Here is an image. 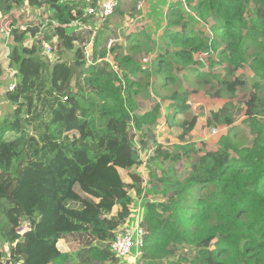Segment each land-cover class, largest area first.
<instances>
[{
    "label": "trees",
    "instance_id": "16d2710c",
    "mask_svg": "<svg viewBox=\"0 0 264 264\" xmlns=\"http://www.w3.org/2000/svg\"><path fill=\"white\" fill-rule=\"evenodd\" d=\"M98 3L0 0V29L12 43L7 68L15 70L3 96L21 104L19 117L0 116V264H121L111 246L136 215L147 231L137 264H264V0H178L159 40L140 25L110 48L111 17L93 29L85 12ZM26 5L48 16L18 25L13 11ZM36 36V47L23 45ZM54 39L52 60L42 47ZM65 41L75 45L74 60ZM139 55L149 57L141 64ZM239 71L252 89L247 100L228 92ZM192 95L225 101L205 121L230 128L209 149L191 139L158 142L166 103ZM173 108L164 112L169 129L176 114L189 115ZM122 146L131 153L117 161L112 150ZM149 146L146 183L162 200L136 214L128 191L144 194L138 169ZM111 168L129 179L114 198L81 187L88 171Z\"/></svg>",
    "mask_w": 264,
    "mask_h": 264
},
{
    "label": "rangeland",
    "instance_id": "374dc122",
    "mask_svg": "<svg viewBox=\"0 0 264 264\" xmlns=\"http://www.w3.org/2000/svg\"><path fill=\"white\" fill-rule=\"evenodd\" d=\"M172 3V2H171ZM137 6V4H136ZM170 6V5H169ZM149 6H144L145 8V12L144 14H148L149 10H148ZM168 6H163V8H161L160 11H155L154 16L151 14L150 17L146 16V15H142V12L138 13H134V19H132L133 21L136 22V24H138V26L140 25H145L146 29L148 30L149 34L151 35H155V41L159 40V36L162 33L164 24H162V22L165 23V21L163 20V16L166 13ZM163 9V10H162ZM24 11L25 14L24 19H29V20H34L35 18H38V16H42L41 10L38 9L36 6H24L22 9H20V11ZM141 10H143V7L141 8ZM151 10V9H150ZM153 12V11H152ZM158 15V16H157ZM153 16V17H152ZM156 17H160L161 19H158ZM125 22L128 23V25L130 24V20H125ZM134 23V22H133ZM210 23H213L212 20L210 19ZM161 28V29H160ZM97 29V26L94 28ZM122 33L120 34V40L123 38L124 34L123 31H121ZM120 33V32H118ZM93 36V35H92ZM116 37H118L116 35ZM3 40V43L0 41V69L3 70V72H6L8 75L7 77L3 80V87L0 90V116L3 117L4 115H7L10 112V109L12 110L13 105H7L4 104L5 102V98L3 96L5 90H9L10 91V86L13 85V83H15L14 80V73L15 70L14 69H10L7 68L8 65V61H7V57L8 54L5 53L4 51L6 50V41L8 38V35L6 36H2L0 37ZM40 43V41H39ZM63 48L67 49L68 47L70 48L71 53H69V58L71 59H75L76 56L74 54V52H76L75 48H74V44H71L69 41H65V43H63ZM50 47L51 48V52L47 53V48ZM9 49V47L7 48ZM61 48V50H64ZM60 52V49H59ZM9 53V50H8ZM58 53V49L57 46L55 44V40L53 41L52 45L48 46H43L42 47V54L44 56H49L52 60L55 58V56ZM143 56V57H142ZM141 64H143V59H147V57L149 56H144V55H139V58H141ZM73 65L78 66L80 65L79 63H76V61H72L71 62ZM5 67V68H3ZM241 73L238 74L237 78L231 83L232 88H230V90H228L229 94H234L236 93V99L238 100H247L249 99V93L252 92V89H250V86L247 85L248 81H247V77H242L239 76ZM4 76V75H2ZM204 101V102H203ZM201 102L204 103V107L203 109H200V107L202 106ZM175 104H181L182 106H184L183 110H189L187 112H189L188 117L185 119L183 117L182 114H176V120H178V124L172 128L169 129L168 126L164 123V112L165 114H169L172 113L174 110V105ZM222 104V101L220 102H216L215 100H213L212 98L208 97H198V95H192L189 98H187L186 101H177V97L175 96V98L173 99V101H169L166 103L165 107L163 108V111L161 113V120H160V126L158 128V130L156 131V139L158 142L160 143H166L167 141H175V142H181L183 143L185 140H195L196 142L198 141H205L208 142L207 146L208 149L210 148V144H215V141L217 140V136L219 134H221L222 132H226V130L228 128H230V126L232 125L229 121L225 122V124H223L222 126L217 125L216 127H212L209 128V126H207V123L205 121V112L210 109V108H214L216 106H220ZM151 105H147L143 110H146L148 108H150ZM10 108V109H9ZM19 109L18 107H15L14 109ZM20 112L18 114L15 113L14 111V116L17 118L20 116ZM12 116H10L11 118ZM214 132V133H213ZM144 149H146V147H144ZM153 147L149 146L146 150L145 153L143 155L144 158L147 159L146 163H143L140 166V169H138L139 173L143 176V178L145 179V183H144V194L142 196V198L137 199L134 195V193L132 191H128V194L134 199V205H133V212L137 214L138 210L142 209L143 210V206L142 204L145 202H158L161 201V195L157 192L154 191L153 188L149 187L148 184L146 183L147 180V174L149 171L152 170V166L148 160V157L152 155L153 153ZM115 154H116V158L117 161H122L125 157L129 156L131 151L127 146H122L118 149H113L112 150ZM142 152V151H140ZM213 156L217 159V160H222L224 157H221L219 154L214 153ZM128 173L117 169V168H111V169H106L103 170L101 172H92V171H88L84 177L81 179L80 183H81V187L91 193L94 194L96 196H101L102 194H107L110 198H114L117 193L120 192V190L122 189L121 183L128 181V177L126 176ZM132 220V219H131ZM130 220V221H131ZM133 222H135V220H133ZM58 249L61 252L64 253H69L71 255L74 254V252L72 251V247L67 246L65 243L63 242H58L57 244ZM127 259H123L121 262V264H133V259L128 258ZM74 264V262H73Z\"/></svg>",
    "mask_w": 264,
    "mask_h": 264
},
{
    "label": "crops",
    "instance_id": "0c3cea01",
    "mask_svg": "<svg viewBox=\"0 0 264 264\" xmlns=\"http://www.w3.org/2000/svg\"><path fill=\"white\" fill-rule=\"evenodd\" d=\"M66 1H68V0H66ZM71 1H75V0H71ZM76 1H78V0H76ZM103 1H105V0H98V6H100L101 5V3L103 2ZM178 0H122L121 2H120V6H119V8H118V10H117V8H116V10H115V12L113 13V15L112 16H110L111 18H110V20H109V27H110V29L112 30V32L113 31H115L116 32V34H117V36L118 37H116V36H108L107 38H106V43H107V41H109V40H112L113 42H117V41H119L120 40V34L122 33L121 31H123V33H125V32H128V31H130L129 33H131L132 32V30H134L135 29V27L136 26H138V24H136V22L135 21H133L132 19H134V16H133V14L134 13H137V11H138V13H140V12H142V15L144 16V15H146V16H148V17H150L151 16V14L154 16V14H155V11H160L161 10V8H163V6H169V5H171V4H173V3H175L176 4V2H177ZM172 2V3H171ZM136 4H137V6H136ZM1 6L2 5H0V24L2 23V21H3V19H5V17H6V13L3 11V9L1 8ZM27 6V5H26ZM139 6H141V8L143 7V10H141V8H138ZM144 6H149L148 7V14H144V12H145V8H144ZM89 8L90 7H88L86 10H85V12H86V14L88 15V10H89ZM151 9V10H150ZM41 10V9H40ZM163 10V9H162ZM153 11V12H152ZM41 13H42V16L40 15V16H38V18H35L34 20H29V19H24V14H25V12L24 11H13V14H14V19H15V21H17V24L18 25H21V26H24V25H26L27 23H30V22H32V24L34 23V22H36V21H39L40 19H42V17L43 16H48V14H44L43 13V10H41ZM156 15V14H155ZM152 16V17H153ZM158 16V15H157ZM81 18H84L83 16H81ZM132 18V19H131ZM156 18H158V19H161L160 17H156ZM125 20H130V24L128 25V23L127 22H125ZM163 20H164V16H163ZM91 23H92V27H93V29L97 26V27H99V25H101V23H102V19L101 18H99L97 15H93V18L91 19ZM134 22V23H133ZM162 24H164V22H162ZM72 25H77L76 23H72ZM78 25H80L81 26V24H78ZM147 26V24H145L144 25V27H146ZM131 28V29H130ZM146 29V28H145ZM161 29V28H160ZM118 32H120V33H118ZM6 35H8V38H7V40H5L6 41V47L8 48L9 47V49H7V48H5L6 50L4 51L5 53H7L8 54V56H9V53H10V45L12 44L11 43V38H9V32L8 31H6V30H3V28L2 29H0V37H2V36H6ZM152 37H153V39H154V41H155V35L153 34V35H151ZM36 38L38 39V41L40 40V38H39V36H36ZM93 38V37H92ZM123 39V38H122ZM3 40L4 39H1L0 38V41L3 43ZM55 40V39H54ZM53 40V41H54ZM93 40H91V42H92ZM157 41V40H156ZM34 43H36V39H35V37H33L31 40H29L26 44H23L26 48H30L31 47V45L32 44H34ZM90 49H91V43H88V44H84V51L85 52H87V53H89L90 52ZM8 50H9V53H8ZM7 61H8V57H7ZM72 64V63H71ZM3 68H5V67H3ZM1 70V69H0ZM239 73H241L239 76H242V75H244V72L243 71H239L238 73H237V76H238V74ZM2 75H4V76H2ZM2 75H0V90L2 89V85H3V80L7 77V73L6 72H3V70H2ZM14 82H15V77H14V80H13ZM8 89V88H7ZM6 91V90H5ZM199 97V96H198ZM220 101H222V104L225 102V101H223V100H216V102H220ZM204 102V101H203ZM203 102H201V104H202V106L204 107V103ZM4 104H7L8 105V103H7V101L5 100V102H4ZM15 107H18L19 108V110H21V104H19V105H13V108H12V110L10 109V111H14V110H16V109H14ZM203 107H200V108H202L203 109ZM216 107H218V106H216ZM215 108V107H214ZM213 108H210V109H208L206 112H208V111H210V110H212ZM205 112V113H206ZM161 120V119H160ZM160 122V121H159ZM164 123H165V119H164ZM161 124V123H160ZM166 124V123H165ZM160 126V125H159ZM158 130V129H157ZM156 130V131H157ZM156 133V132H155Z\"/></svg>",
    "mask_w": 264,
    "mask_h": 264
},
{
    "label": "built area",
    "instance_id": "2783aa9c",
    "mask_svg": "<svg viewBox=\"0 0 264 264\" xmlns=\"http://www.w3.org/2000/svg\"><path fill=\"white\" fill-rule=\"evenodd\" d=\"M121 1L122 0H105L97 8L95 9L89 8L88 14L97 15L99 18L110 17L113 15L115 8L118 6V4ZM138 8H141V6H139ZM35 39H36V43L32 44L31 47L34 45L36 47L38 45L39 41L36 37ZM112 43L113 41L109 40L106 44L107 48H110ZM50 52H51V48L48 47L47 53ZM9 89L13 90L14 84L11 85ZM136 216L137 217L135 219V222L131 221L129 223H126L125 225H123L118 229L119 231L115 235L114 242L111 246L113 253L117 257H119L121 260L123 259L129 260L128 258L133 259L134 260L133 264H137V260L140 256V249L143 245V239L147 234V231H145L140 225L141 219L139 218V215Z\"/></svg>",
    "mask_w": 264,
    "mask_h": 264
}]
</instances>
